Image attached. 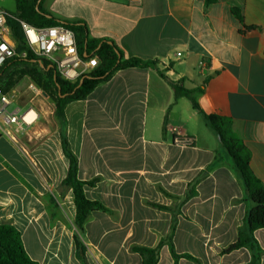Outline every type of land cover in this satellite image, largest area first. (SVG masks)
I'll return each mask as SVG.
<instances>
[{"label": "crops", "instance_id": "1", "mask_svg": "<svg viewBox=\"0 0 264 264\" xmlns=\"http://www.w3.org/2000/svg\"><path fill=\"white\" fill-rule=\"evenodd\" d=\"M42 6L58 19L84 22L90 38L112 41L125 59L156 61L157 69L117 71L86 99L67 104L65 129L56 107L54 119L33 106L39 119L18 142L0 137V225L15 227L39 264H142L132 247H157L175 211L176 253L197 259L177 264H251L249 248L225 252L252 202L202 112L231 120L264 183V0L208 7L204 0H42ZM168 80L202 88L193 95L200 110ZM63 133L78 158V178L98 179L84 187L86 197L111 211H93L83 233L74 222L73 191L63 185L69 168ZM176 136L193 144L178 145ZM202 175L196 195L183 202ZM254 237L264 264V228ZM175 262L165 244L158 264Z\"/></svg>", "mask_w": 264, "mask_h": 264}, {"label": "trees", "instance_id": "2", "mask_svg": "<svg viewBox=\"0 0 264 264\" xmlns=\"http://www.w3.org/2000/svg\"><path fill=\"white\" fill-rule=\"evenodd\" d=\"M204 1L208 7L220 0ZM15 3L16 11L13 13L9 12L8 24L17 53L26 52L27 55L26 57L12 58L0 68V85L6 80L5 87L3 89L0 88V92L8 94L24 76H30L36 85L53 100L56 107V115L64 129L66 127L65 108L67 104L72 101L86 99L98 85L108 81L117 71L128 68L157 69L156 61H146L136 57L125 59L122 51L112 41L90 38L84 22L65 21L54 17L43 8L42 0H15ZM232 12L241 23L244 22L242 10L239 7H232ZM19 20H24L37 27L63 25L73 30L76 33L78 48L82 56L85 54L87 56H96L99 60V65L74 83L66 81L61 77L54 64L37 57L28 48ZM29 66H33V69H28ZM34 66L39 67L41 73L38 74ZM17 68H21V71L13 73ZM159 73L166 79L161 72ZM168 81L178 97H188L191 99L194 108L200 110L193 95L196 92H202V88L189 90L178 82ZM202 114L210 128L220 137V141L227 150L232 164L246 189L248 198L252 202L245 222L239 229L237 241L231 244L225 252L249 248L252 251L251 264H260L261 249L254 237V232L264 228V183L251 169L249 149L232 133L231 120L219 115H207L203 112ZM61 138L64 154L69 160L68 173L63 181V185L65 188L73 191L76 206L74 222L78 230L83 233L84 226L93 211L108 213H111V211L99 201L90 200L86 197L84 187L95 186L98 179L82 181L78 178V158L71 150L65 133L62 134ZM202 177L203 175L190 184L183 202L188 201L196 195L195 186ZM153 206L161 210H171L162 205L153 204ZM172 214L173 219L170 231L165 238L161 239L157 247L150 248L138 245L132 247V251L142 257V264H158L160 250L165 244L169 246L176 261L175 264H177L179 258L197 261V259L189 254L179 255L176 253L173 238L178 220L177 213L172 211ZM79 250L81 251L82 249L79 248ZM0 264H39L28 256L20 232L8 224L0 225Z\"/></svg>", "mask_w": 264, "mask_h": 264}, {"label": "built area", "instance_id": "3", "mask_svg": "<svg viewBox=\"0 0 264 264\" xmlns=\"http://www.w3.org/2000/svg\"><path fill=\"white\" fill-rule=\"evenodd\" d=\"M8 17L9 12L0 6V68L12 58L27 55L26 52L17 53ZM19 23L28 48L37 57L54 64L66 81L74 83L99 65L96 56H82L73 30L63 25L37 27L24 20H19ZM204 64L202 61L201 65ZM12 103L9 94L0 92V137L6 136L13 142H18V135L37 123L39 113L33 106L16 107L9 111ZM174 142L178 145L191 146L193 139L176 136Z\"/></svg>", "mask_w": 264, "mask_h": 264}, {"label": "rangeland", "instance_id": "4", "mask_svg": "<svg viewBox=\"0 0 264 264\" xmlns=\"http://www.w3.org/2000/svg\"><path fill=\"white\" fill-rule=\"evenodd\" d=\"M5 9L9 12L13 13L16 11V3L15 0H7L3 1V5ZM36 72L41 73V69L39 67L34 66ZM21 68H17L13 71V73H19ZM28 69H33V66H29ZM6 80L1 83L0 88L3 89L5 87ZM13 103L9 107V111L14 110L16 107H26V106H34L42 109L43 116L54 118L56 117L55 113V104L53 100L44 94V92L36 85V83L32 80V78L28 75L24 76L20 82L8 92ZM19 137V135H18Z\"/></svg>", "mask_w": 264, "mask_h": 264}, {"label": "water", "instance_id": "5", "mask_svg": "<svg viewBox=\"0 0 264 264\" xmlns=\"http://www.w3.org/2000/svg\"><path fill=\"white\" fill-rule=\"evenodd\" d=\"M85 56H87L86 54H85ZM45 94V93H44ZM46 95V94H45Z\"/></svg>", "mask_w": 264, "mask_h": 264}]
</instances>
